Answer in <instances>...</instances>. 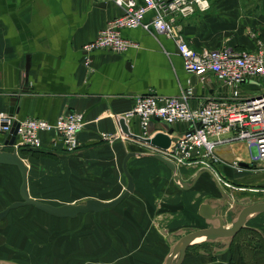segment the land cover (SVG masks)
Listing matches in <instances>:
<instances>
[{"label": "crops", "instance_id": "1", "mask_svg": "<svg viewBox=\"0 0 264 264\" xmlns=\"http://www.w3.org/2000/svg\"><path fill=\"white\" fill-rule=\"evenodd\" d=\"M122 14V8L110 0H0V112L8 113L14 106L13 117L18 121L33 118L50 123L66 112L83 115L85 125L77 135L78 148L74 152L62 151L55 137L47 133L40 135V149L17 150L28 169L29 196L37 201L52 205L58 193L65 192L83 195L80 199L84 202L114 200L127 186L123 162L129 156L126 169L133 181V192L116 207L93 213V223H97L84 228L83 248L90 244L103 255L102 251L109 247L130 250L128 256L132 259L137 256L133 252L142 249L147 255L139 264H160L157 258L166 254L164 264L181 237L207 229L199 215L200 206L223 201L212 173L177 166L180 183L175 182L172 172L153 157L162 149L123 134L119 120L131 110L138 96L154 93L177 97L180 90L189 87L194 94L191 106L197 107L207 99L229 97L231 92L211 74L201 82L187 73L173 40L142 28L121 32L137 48L121 54L96 50L91 54L90 66H84L82 46L93 40L108 21ZM150 16L146 14L145 21ZM178 23L193 49L253 51L258 39L264 41V0H209L207 11L187 1L178 14ZM257 88L245 84L240 92L248 94ZM126 126L129 134L139 137L137 118ZM186 128L185 124L153 119L147 126V135L152 139L169 129L180 134ZM102 134L113 138L102 140ZM121 135L126 140L119 138ZM6 136L0 132V151H12L3 147ZM215 153L221 160L213 166L215 174L234 186L225 189L220 185L231 203L218 209L224 217L240 206L253 204L252 195H242L239 180L247 171H264L253 167L255 150L243 142L219 145ZM234 161L240 172L231 167ZM20 184L16 167L0 165V211L21 200ZM30 207L12 210L0 220V261L58 264L53 253L44 251V226H27L18 219L22 213H41ZM41 215L40 219L47 216ZM261 216L264 213L250 216L239 233L244 228L255 229L264 237ZM28 229L34 233L31 238H25ZM91 230L97 232V237L90 234ZM232 241L194 242L181 264H245L230 251ZM57 245V241L50 242L53 251ZM256 260L258 264L264 262V255L260 253ZM137 263L135 258L132 264Z\"/></svg>", "mask_w": 264, "mask_h": 264}, {"label": "built area", "instance_id": "2", "mask_svg": "<svg viewBox=\"0 0 264 264\" xmlns=\"http://www.w3.org/2000/svg\"><path fill=\"white\" fill-rule=\"evenodd\" d=\"M110 1L122 8L123 14L108 21L93 40L82 46L84 66H90L91 54L96 50L121 54L137 48V44L124 39L121 32L142 28L147 33H159L173 40L187 73L197 76L201 82L211 74L231 92L229 97L207 99L197 107L190 103L194 97L193 88L180 90L177 97L150 93L135 97L131 110L121 119L127 124L137 118L142 139L148 138L147 126L153 119L167 124H185L186 130L167 149L156 154L175 167H198L212 173L225 189L234 186L219 178L213 170L214 164L221 161L215 153L219 145L243 142L253 147L252 165L264 171V41L258 39L253 51L193 49L184 39L178 14L187 1L200 11H207L209 0H141L140 4L137 0ZM146 14H151L148 21H145ZM245 84L258 88L241 94V86ZM14 122L17 128L12 148L16 152L40 149L43 133L52 134L65 153L74 152L78 148L77 135L85 125L83 115L77 112H66L53 123L33 118L18 121L8 113L0 112V132L10 133ZM112 138L110 134L101 135L102 140ZM119 138L126 140L124 135ZM231 167L241 171L236 161Z\"/></svg>", "mask_w": 264, "mask_h": 264}, {"label": "water", "instance_id": "3", "mask_svg": "<svg viewBox=\"0 0 264 264\" xmlns=\"http://www.w3.org/2000/svg\"><path fill=\"white\" fill-rule=\"evenodd\" d=\"M29 65L28 61L26 62L25 67V82L27 81ZM26 91V88H24ZM14 106L9 109L8 114L13 117L14 115ZM17 113V110H16ZM119 126L123 134L128 135L134 139H137L148 145L160 148L162 150L167 149L171 142L176 140V137H179L181 134L174 133L172 129L167 130L166 134L158 133L152 139H142L140 137H134L127 131V126L123 119L119 120ZM17 124L14 122L10 133L7 134L4 142V148H12L15 136H16ZM123 162V172L127 178V186L123 194L111 200L109 202H102L94 199H88L84 203L80 204H64L61 206H53L48 203L40 202L35 199H32L28 193L27 186V167L24 162L20 159L15 150L12 151H0V165L14 166L18 169L21 176V184L19 188L20 201L13 202L7 206L3 211H0V220L4 219L8 213L12 210L31 206L38 211H41L49 216L60 218V219H75L78 215H84L88 213H100L106 209L116 207L128 194L133 192L134 186L133 181L126 169V159ZM156 160L164 164L173 174V179L175 182L180 183L179 177L176 174V167L166 158L161 155L153 156ZM208 172V171H204ZM210 174V173H209ZM212 175V174H211ZM216 183V187L219 191L221 199L223 202H211L202 204L199 208V215L205 220L207 224V229L201 231L190 232L178 241V243L172 248L169 255L167 256L164 264H181L182 260L186 254L188 247L194 242L205 241V242H214L218 240H231L233 239L244 227L246 220L250 216H255L256 214L264 213V201L249 204L238 209V214L230 222V225L227 227L225 225L224 217L218 212L219 208L226 207V205L231 204L229 197L225 194L222 187L218 184L215 176L213 177ZM184 189H187L186 184H182ZM0 264H15L7 261H0Z\"/></svg>", "mask_w": 264, "mask_h": 264}, {"label": "rangeland", "instance_id": "4", "mask_svg": "<svg viewBox=\"0 0 264 264\" xmlns=\"http://www.w3.org/2000/svg\"><path fill=\"white\" fill-rule=\"evenodd\" d=\"M11 149L13 150V148ZM239 183L240 184L238 187L242 188V190L245 191H241L242 195H252L251 202L254 203L255 200H258L256 202H259V200H264V172H261L260 174L253 173L251 170L247 171V173L243 175V179L239 180ZM249 189L259 192L248 193L247 190ZM69 196V192L58 193L57 198L52 201V205L61 206L66 203H72L73 201L76 204L84 202V200L80 199L83 195L75 194L71 195L70 197ZM245 203L244 205H246ZM30 208H32V210H35L33 207ZM41 213H22L20 217H18V219H20L21 224H26L27 226L38 224L44 226L47 232L44 233V239H42L44 243L43 247L45 248L44 251L46 253H53L51 255L56 258L58 264H132L135 258L136 262H138L137 264H139L146 260L145 255L147 254H145L144 250L142 249H137L133 252L134 256L137 255L133 259L131 256H128L130 250L125 249L120 250L109 247L105 251H102L104 252L103 255L102 252V254H100L99 250L91 248L90 244H87V249L84 250L83 237L86 236V234L84 233V228L87 229V227L89 226L90 228H92V224L97 223V221L93 223V217L96 216L93 215V213L78 215L75 219H60L48 215L44 217L45 219H40L39 216L41 215ZM237 214L238 210H234V213L232 212L227 216L223 214L226 225H230V222ZM260 218L264 217L261 216ZM250 230L243 229V232L239 233L237 237L232 239L233 241L228 247L230 251L235 252L234 255H238V257H240V259H242L245 264H258L256 259L259 258V254L262 253L264 255V237L259 232H256L255 230H251V232ZM29 231L30 229H28V234H25V238H31L32 235H34L33 232H31V234L29 233ZM90 234L97 237V232H92L91 230ZM55 241H57L58 248L53 251L52 247H50V242ZM66 243H68V246H65ZM165 257L166 254L163 257L157 258L160 264H163V260L165 259ZM50 260L51 258H48V262ZM263 263L264 262H261L260 264Z\"/></svg>", "mask_w": 264, "mask_h": 264}, {"label": "flooded vegetation", "instance_id": "5", "mask_svg": "<svg viewBox=\"0 0 264 264\" xmlns=\"http://www.w3.org/2000/svg\"><path fill=\"white\" fill-rule=\"evenodd\" d=\"M251 192H253V191H251ZM254 192L257 193V192H259V191H254ZM234 210H238V209L236 208V209H234ZM233 212H234V211H233ZM256 215H257V214H256ZM258 215H260V214H258ZM244 229H245V228H244ZM249 230H250V229H249ZM251 230H255V229H251ZM251 230H250V231H251ZM255 231L257 232V230H255ZM251 232H252V231H251ZM237 235H238V234H237ZM237 235H236V236H237ZM236 236H235V237H236ZM235 237H234V238H235ZM234 238H233V239H234ZM263 247H264V245H263Z\"/></svg>", "mask_w": 264, "mask_h": 264}, {"label": "trees", "instance_id": "6", "mask_svg": "<svg viewBox=\"0 0 264 264\" xmlns=\"http://www.w3.org/2000/svg\"><path fill=\"white\" fill-rule=\"evenodd\" d=\"M21 150H30V149H21Z\"/></svg>", "mask_w": 264, "mask_h": 264}]
</instances>
